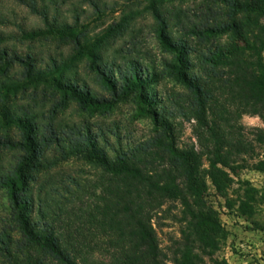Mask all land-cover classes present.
<instances>
[{"label": "trees", "instance_id": "obj_1", "mask_svg": "<svg viewBox=\"0 0 264 264\" xmlns=\"http://www.w3.org/2000/svg\"><path fill=\"white\" fill-rule=\"evenodd\" d=\"M6 1L39 25L0 17V264H226L215 258L222 227L200 170L206 157L221 192L220 168L255 152L249 136L264 148V130L240 124L264 116V0H202L194 9L168 4L176 0ZM118 12L99 33L86 24L103 27ZM145 16L170 55L160 67L116 49ZM130 99L151 122L144 141L87 117ZM72 105L80 118L68 122ZM179 120L196 123L200 150L178 147ZM72 159L97 181L57 171ZM255 170L264 175V160ZM169 201L182 203L185 222L171 259L153 226Z\"/></svg>", "mask_w": 264, "mask_h": 264}, {"label": "rangeland", "instance_id": "obj_2", "mask_svg": "<svg viewBox=\"0 0 264 264\" xmlns=\"http://www.w3.org/2000/svg\"><path fill=\"white\" fill-rule=\"evenodd\" d=\"M106 1L112 5L116 0ZM201 1L176 0L174 2L169 1L168 4L171 6L182 4L184 8L194 9ZM120 13L109 14L108 18L104 20L103 27H101V23H95L93 18H89L86 24H89L95 33H99L101 29L118 18ZM0 17H8L16 21L17 24L39 25V22L26 9L6 0L0 1ZM152 25L153 20L150 16L140 18L133 26V35H129L125 40L120 41L116 49L125 51L133 49L132 51H137L140 57L148 61H155L160 67L162 59L170 55L159 44ZM261 25L264 39V20ZM133 43L137 46L133 47ZM34 47L40 49L43 46L36 44ZM261 57L264 63V50L261 52ZM167 86L168 89H171L173 84L169 83ZM76 110L75 105L66 110L62 114L65 121H78L80 117ZM138 114L137 106L130 99L121 102L107 115L96 114L87 115V117L93 122L109 123L115 121L121 123L128 133L126 136L128 139L144 141L150 137L152 126L149 120L140 117ZM177 123L180 124V131L177 135L178 147L184 149L193 145L197 150H200L198 138L194 132L196 123L185 120H179ZM240 124L246 131L264 130V116H243ZM249 141L256 149L252 156H244L239 163L232 164L227 169L220 168L228 177V181L221 192L210 179V166L206 157L202 159L203 165L200 173L201 180L206 185V201L208 206L217 214L222 227L221 233L217 237L219 248L215 258L224 261L226 264H264V175L255 170L258 163L264 160V148L258 149V146L253 143L252 136H249ZM57 171L72 175L82 171L92 181L98 179L96 171L77 159L64 163ZM5 204L6 200L0 196V218L6 214L3 207ZM183 211L181 202L169 201L153 221L160 248L169 259L173 258L174 251L182 240V232L185 228ZM94 259L107 260L98 252L94 255ZM206 261L210 264L209 260L206 259Z\"/></svg>", "mask_w": 264, "mask_h": 264}]
</instances>
